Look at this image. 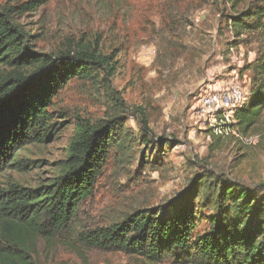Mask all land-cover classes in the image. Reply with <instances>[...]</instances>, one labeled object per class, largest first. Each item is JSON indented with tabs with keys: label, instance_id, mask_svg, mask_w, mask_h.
<instances>
[{
	"label": "rangeland",
	"instance_id": "rangeland-1",
	"mask_svg": "<svg viewBox=\"0 0 264 264\" xmlns=\"http://www.w3.org/2000/svg\"><path fill=\"white\" fill-rule=\"evenodd\" d=\"M29 0H0L3 7ZM35 10L13 14L35 50L50 52L68 42H98L111 58V74L73 78L51 99L56 131L46 142L31 143L20 157L24 170L6 177L35 187L56 177L67 157V143L77 119L96 121L118 115L108 155L93 194L84 200L73 230L110 226L135 209L181 210L195 177L198 218L193 235L204 233L217 217L210 204L223 183L264 194V125L253 145L234 138L207 139L194 116L205 90L229 80L247 87L246 47L226 48L232 34L224 0H40ZM223 12V13H222ZM252 52L251 54L248 53ZM119 96L125 109H117ZM144 113L148 132L141 129ZM57 243L40 255V264H175L149 262L118 250H99L72 241Z\"/></svg>",
	"mask_w": 264,
	"mask_h": 264
},
{
	"label": "trees",
	"instance_id": "trees-1",
	"mask_svg": "<svg viewBox=\"0 0 264 264\" xmlns=\"http://www.w3.org/2000/svg\"><path fill=\"white\" fill-rule=\"evenodd\" d=\"M40 0L0 5V264H40V255L59 243L77 241L99 250H118L149 262L170 259L175 264H264V194L223 183L210 204L217 217L193 235L201 218L194 201L202 179L195 177L181 210L135 209L110 226L73 230L80 204L93 194L113 135L122 125L118 115L90 121L77 119L67 143V157L56 177L27 187L6 177L7 169L24 170L30 161L20 157L31 143H44L56 131L51 99L73 78L96 72L111 74V58L98 42L74 41L50 52L35 50L16 11L35 10ZM225 22L232 36L226 48L246 47L253 57L249 70V101L235 112L244 134L264 125V0H224ZM223 13V12H222ZM117 109L124 106L113 98ZM126 111V108H123ZM141 129L148 132L144 113Z\"/></svg>",
	"mask_w": 264,
	"mask_h": 264
},
{
	"label": "built area",
	"instance_id": "built-area-1",
	"mask_svg": "<svg viewBox=\"0 0 264 264\" xmlns=\"http://www.w3.org/2000/svg\"><path fill=\"white\" fill-rule=\"evenodd\" d=\"M249 98L248 91L236 79L205 90L193 111L200 129L206 132L207 139L234 138L243 145H254L259 134L242 133L235 124L234 116L239 108L248 104Z\"/></svg>",
	"mask_w": 264,
	"mask_h": 264
}]
</instances>
